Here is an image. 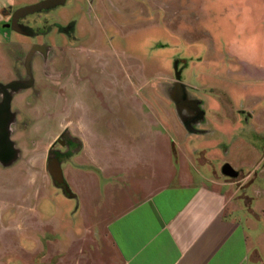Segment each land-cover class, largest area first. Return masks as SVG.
Segmentation results:
<instances>
[{
	"label": "rangeland",
	"instance_id": "1",
	"mask_svg": "<svg viewBox=\"0 0 264 264\" xmlns=\"http://www.w3.org/2000/svg\"><path fill=\"white\" fill-rule=\"evenodd\" d=\"M9 1L0 0V5ZM44 1L12 0L14 10ZM60 2L19 19L28 35L12 33L11 45L6 38L11 32L0 28V105L6 94L9 141L16 150L11 164L0 163V264L46 259L45 241L41 254L27 253L21 259L25 246L20 244L31 242L15 231L38 229L32 217H49L53 208L59 217H71L79 201L64 198L69 196L65 186L81 199L88 219L94 220L95 214L106 219L111 204L103 194L74 189L67 182L87 172L98 176V169L88 163L95 161L98 149L107 150L106 140L134 147L141 155H161V165L170 152L171 181L176 182L182 169L195 181L209 175L207 171L222 178L227 161L210 164L200 155L213 149L224 158L231 140L257 139L241 108V80L209 84L207 76L218 67V75L225 77L216 60L225 47H237L239 41L248 43L249 57L255 52L264 56V0ZM209 86L222 89L210 91ZM173 97L188 111L179 109ZM199 100L208 110L206 119L196 110ZM114 148H108L109 159L119 162ZM195 149L202 152L198 155ZM52 166L61 170L64 184L55 182Z\"/></svg>",
	"mask_w": 264,
	"mask_h": 264
},
{
	"label": "crops",
	"instance_id": "2",
	"mask_svg": "<svg viewBox=\"0 0 264 264\" xmlns=\"http://www.w3.org/2000/svg\"><path fill=\"white\" fill-rule=\"evenodd\" d=\"M14 7L12 0L5 7L0 5V23L7 19L8 12L17 11ZM248 49L245 41H239L237 47H225L216 60L222 63L225 77L218 75V67L209 69L207 77L209 84L236 77L241 80L239 91L245 94L242 99L239 94L241 108L247 111L257 139L254 143L250 139L240 143L237 140L241 138L231 140V144L227 141L230 145L223 150L227 156L224 158H219L213 149L200 155L210 164L211 160L227 161L243 177L240 182L222 173L219 178L215 171H207L209 175L201 174L195 181L192 173L184 169L173 182L170 152L163 156L161 165V155H141L134 147L130 150L128 145L122 147L106 140L107 150L98 149L95 161L88 163L101 176L87 172L84 178L67 181L74 189L88 192L92 188L97 196L103 194V200L111 204L107 206L106 219L99 220L95 214L90 220L75 193L71 191L72 198L62 195L79 201L71 217H59L52 207L49 217H32L38 229L15 231L31 242L20 244L25 246L21 259L27 253L41 254L45 241L46 259L40 258L38 264H264V56L255 52L249 57ZM199 101L201 106L198 104L196 110L206 119L208 110L203 100ZM179 109L188 111L184 106ZM179 109V117L184 118ZM201 110L205 112L201 114ZM173 130L180 135L176 127ZM166 138L165 135V144ZM112 147L116 148L113 151L119 162L109 159L108 148ZM246 147L250 150L246 151ZM176 150H180L177 145ZM201 152L196 150L198 155ZM158 182L160 187L151 193Z\"/></svg>",
	"mask_w": 264,
	"mask_h": 264
},
{
	"label": "water",
	"instance_id": "3",
	"mask_svg": "<svg viewBox=\"0 0 264 264\" xmlns=\"http://www.w3.org/2000/svg\"><path fill=\"white\" fill-rule=\"evenodd\" d=\"M60 1H63V0H46L42 3H38L35 5L26 6V7L18 9L17 11H15L12 17L13 28L15 26V23H17L19 19L27 15L33 14L37 12L39 9L45 8L46 6H49V5L54 6L56 4L62 3ZM174 71H175L176 80H179L180 71L178 70L177 64L174 65ZM173 100L176 102L177 107L181 108L182 105L180 101L178 100V98L173 97ZM3 101L4 102L0 105V115H1L0 116V148L2 149V151H0V163L3 166H7L16 159V150H14L13 144L9 141L8 127L11 121V115H9L8 113L9 112V102H8L9 99L6 97V94L4 95ZM5 115L8 117V120H9V123L7 122L6 124L4 123V119H3ZM56 170H57L56 172H54V170H49V171L53 175L54 180L57 184L59 185L64 184V181L62 179L61 170L59 168H57ZM221 173L223 176L230 178V179H235L238 176V173L228 164L223 165V167L221 168ZM65 190H66V193L69 195V197L71 198L74 197V195L70 193L67 186H65Z\"/></svg>",
	"mask_w": 264,
	"mask_h": 264
},
{
	"label": "flooded vegetation",
	"instance_id": "4",
	"mask_svg": "<svg viewBox=\"0 0 264 264\" xmlns=\"http://www.w3.org/2000/svg\"><path fill=\"white\" fill-rule=\"evenodd\" d=\"M16 10H18V9H16ZM15 13V11H10V12H8L7 13V16H6V18H7V20H4V21H2L1 23H0V28H3V29H7L9 32H11V33H8L7 35H6V38H7V41H8V43H9V45H11L12 43V41H13V39H12V33H14V34H19L20 32V34L21 35H24V33H25V37L28 35V32H27V29H28V27H26V26H24L22 23H21V20H18L17 21V23H15V26H14V28H13V26H12V17H13V14ZM19 31V32H18ZM12 39V40H11ZM21 48V47H20ZM67 165V164H66ZM53 167V166H52ZM54 168V167H53ZM98 176H101V174H100V171L98 170Z\"/></svg>",
	"mask_w": 264,
	"mask_h": 264
},
{
	"label": "bare ground",
	"instance_id": "5",
	"mask_svg": "<svg viewBox=\"0 0 264 264\" xmlns=\"http://www.w3.org/2000/svg\"><path fill=\"white\" fill-rule=\"evenodd\" d=\"M3 119H4V123H5V124H6L7 122L9 123L8 117H7L6 115L3 117ZM0 151H2L1 148H0Z\"/></svg>",
	"mask_w": 264,
	"mask_h": 264
}]
</instances>
